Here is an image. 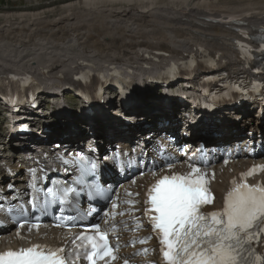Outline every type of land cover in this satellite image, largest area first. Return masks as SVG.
<instances>
[{"label": "snow or ice", "instance_id": "snow-or-ice-1", "mask_svg": "<svg viewBox=\"0 0 264 264\" xmlns=\"http://www.w3.org/2000/svg\"><path fill=\"white\" fill-rule=\"evenodd\" d=\"M243 35L247 36L246 33ZM253 39L259 40L260 51L264 53V35ZM240 48L247 58L251 50L245 45H240ZM172 71H175V66ZM26 80L30 81V78ZM231 87L242 95L248 91L247 86L239 82ZM9 102L14 108L16 107V100L10 97ZM33 106H35L34 102ZM23 130H27L26 126ZM62 162L66 166L69 164V161ZM77 162L82 178L76 182L77 187L88 183L89 188L95 194H99L100 186L92 185L83 179L85 176H88L89 180L95 179L96 163L86 160L82 155H77L73 163ZM172 166L171 161L164 162L162 166H157L154 162L149 170L156 175L157 171H162L163 168L170 170ZM188 167L191 171L186 174L172 173L158 178L148 189L147 199L144 201L146 205L144 215L148 217L159 239L164 264H264V254L259 253L256 247L264 244V184L244 182L245 176L253 175L256 170L242 174L239 182L233 180V186L227 192L220 210L205 212V206L214 202V196L208 187L209 174L201 171L199 163H189ZM65 170L67 171V167ZM29 171L35 177V170ZM90 173L92 175H89ZM31 187L37 189L36 195L29 200L33 209L46 214L54 205L59 206L61 212L67 205L73 211H77V215H70L68 220L74 222L80 218L78 210L74 208V201L78 200L79 195L77 187L67 183L54 184L43 189L37 188L34 183ZM7 188L14 190L15 185L10 183ZM127 194L139 196L138 192ZM126 203L134 206L139 201L130 200ZM112 207L117 208L118 205L113 202ZM13 211L15 210L10 209V212ZM133 211L138 209L133 207ZM22 212L23 209L21 214ZM126 214L118 213V215ZM10 218L16 224L19 237L20 229L28 221L16 220L14 215ZM60 219L63 220L64 217L61 216ZM105 222L107 223V220ZM140 227L143 225L137 221L131 230L136 231ZM91 229V234L83 231L74 234L66 240V245L61 247L51 248L33 244L30 247L2 251L0 264H78L81 258L88 264H97L98 261L111 264L117 261L118 256L115 253L120 248L119 243L115 246L110 245L108 235L106 232H101L99 223L92 224ZM150 239L149 236L129 243L134 246L137 242L143 244ZM140 251L147 254L149 250L143 248ZM123 264H129L128 259H125Z\"/></svg>", "mask_w": 264, "mask_h": 264}, {"label": "bare ground", "instance_id": "bare-ground-1", "mask_svg": "<svg viewBox=\"0 0 264 264\" xmlns=\"http://www.w3.org/2000/svg\"><path fill=\"white\" fill-rule=\"evenodd\" d=\"M60 2L62 5L54 8L52 6L41 10L26 8L19 12L0 13V39L12 40L15 37L16 44L24 47L27 46V42L33 40L36 42L35 38L63 41L71 36L75 42L80 41L88 52L96 53L92 58H106L105 64L98 66L91 58L77 57L75 60L83 59V62L71 65V70L66 71L63 70L61 58L54 60L55 57H49L54 62L43 67L48 69V74H54L51 77L53 83L59 81L64 85L73 83V76L85 70H104L108 73L111 70L109 66L116 64L125 66L126 71L129 66L124 61L134 58L135 62H131L134 64L143 61L145 54L151 63H156L157 59L158 64H163L171 59H184L189 53H197L201 46L205 47L211 56L217 55L218 63L235 69L238 66V56L231 45L234 34L214 23L212 19L220 17L225 8L241 6L258 11L253 13L251 18L245 19L247 23L243 25L244 28L251 30L253 34L264 28V0H61ZM22 50H19V53L25 56ZM83 52L86 53L85 50L75 53H81L82 56L88 54ZM117 54L122 58L117 57ZM39 62L45 61L39 60ZM2 73H5V70L0 71V74ZM45 74L42 73L43 76ZM110 120L104 133L108 132L110 136L115 137L113 125L123 124L112 118ZM96 121H93V124H97ZM220 177L223 181L226 179L224 175ZM222 186L223 183L216 184L217 193L221 192Z\"/></svg>", "mask_w": 264, "mask_h": 264}, {"label": "rangeland", "instance_id": "rangeland-1", "mask_svg": "<svg viewBox=\"0 0 264 264\" xmlns=\"http://www.w3.org/2000/svg\"><path fill=\"white\" fill-rule=\"evenodd\" d=\"M47 1L52 2V3H50L51 5H49V3H46ZM60 1L61 0H0V13H2V12L3 13H5V12H11V11L12 12H19V11L24 10L26 8H37L38 10L47 8L49 6H52L54 8V7H57L59 5H62V3ZM2 8H4V9H2ZM55 18H57V17H55ZM38 39H39V41H37ZM8 40H10V41H8ZM35 40H36V42L34 40H33V42H27V46H24L23 47V46H20V44H16L15 37L12 40L9 39V38L0 39V46H1L0 47V52H1L0 53L1 54L0 55V61L2 60L0 62V64H2V65H5V63L6 64H10V65H14L15 64L16 67L17 66L18 67H26L28 69L33 70L36 67V64H37L35 62V60H37V62L39 60L40 61H43V62L44 61L46 62L49 59V57H52V58L55 57L53 59H56V58L60 59L61 58V60H67L68 58L70 59L71 57H73V55L77 54L75 52H81V51H84V50L86 51V53H88L87 55L96 56V53L95 54H91L90 52H88V49L84 48L82 46V43L80 44V41H76L75 42V40L72 39L71 36H69V39L67 38L66 40H63V41H61V40H57L56 41V40H51V39H47V38H44L43 40H42V38H35ZM40 40H42L44 43L41 41L43 43L42 44L40 42ZM51 41L54 44H52ZM12 42H14V43L12 44ZM63 42H65V43H63ZM10 43L12 44V47L10 46L11 45ZM76 43L79 46L76 45ZM15 44H16V46H15ZM2 46H3V48H2ZM33 46H34V48H33ZM77 46H78V48H77ZM79 47H81V48H79ZM35 48H36V50H35ZM83 48H84V50H82ZM18 49L20 51L23 49L22 52L25 54V56H23V55L21 56V54L19 53L20 51ZM45 50H46L47 53L45 52ZM57 50H58V53H57ZM62 50H63L64 53L61 52ZM143 50H147V49H143ZM65 51H66V53H65ZM43 53L45 55H43ZM86 53L83 52V54H86ZM57 54L59 55V57H57L58 56ZM64 54H66V56ZM2 55L5 56V57H3ZM46 56L48 57L47 59H46ZM63 56L64 57H67V58L66 59L65 58H62ZM39 57H40V59H37ZM81 58H83V57H81ZM44 59H46V60H44ZM171 60H173V59H171ZM16 61H17V63H16ZM52 61L53 60H51V62ZM75 61H77V62H75ZM74 62H75L74 65L75 64H79L80 62H83V59H77V60H74ZM50 75L52 77L54 76V74H50ZM69 99H70V96H68V93H67V95H59L56 98H52L51 99V104L49 106V109L53 106V104L55 102L61 103V102L69 101ZM75 103L79 107L78 101H76Z\"/></svg>", "mask_w": 264, "mask_h": 264}]
</instances>
